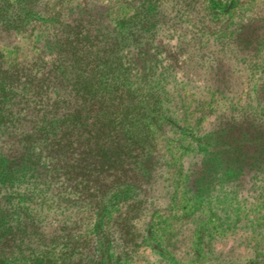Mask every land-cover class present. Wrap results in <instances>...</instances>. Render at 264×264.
Wrapping results in <instances>:
<instances>
[{
    "label": "rangeland",
    "instance_id": "374dc122",
    "mask_svg": "<svg viewBox=\"0 0 264 264\" xmlns=\"http://www.w3.org/2000/svg\"><path fill=\"white\" fill-rule=\"evenodd\" d=\"M44 2V9L65 14H75L82 3ZM88 2L105 31L125 24L123 16L134 9L130 0ZM214 2L145 3L161 14L158 35L144 46L149 73L161 74L155 97L210 146L221 135L241 137L240 122L252 133L264 129V99L257 91L264 75V0ZM246 25L252 28L244 34L260 40L256 50L240 51L233 43ZM42 28L35 22L23 31L2 30L3 59L35 55L42 44L33 39ZM176 53L181 57L172 69L166 57ZM238 66L243 71L235 74ZM226 67L231 91L213 93L209 84L216 83L206 80L213 73L221 77ZM144 123L147 162L119 169L120 185L112 183L115 171L86 190L49 175L46 181L41 175L0 182V264H264V147L249 150L239 164L226 150L205 152L169 124ZM104 194L108 203L97 214Z\"/></svg>",
    "mask_w": 264,
    "mask_h": 264
},
{
    "label": "trees",
    "instance_id": "16d2710c",
    "mask_svg": "<svg viewBox=\"0 0 264 264\" xmlns=\"http://www.w3.org/2000/svg\"><path fill=\"white\" fill-rule=\"evenodd\" d=\"M81 1L75 14H65L44 9V0H0V40L2 30L18 32L35 22L43 24L33 39L42 44L35 55L9 63L0 53L1 183L41 175L46 181L49 175L62 185L85 188L115 171L108 175L120 185L119 169L124 172L132 163L145 166L147 162L143 121L169 124L205 152L226 150L239 164H244L249 150L264 147V129L255 128L252 133L243 122L238 128L241 137L221 135L210 146L163 110L154 87L161 74L146 68L150 60L144 46L158 35L161 15L160 10L145 7L148 0H130L133 11L123 16L125 24L111 31L97 25L94 6ZM243 28L233 43L241 45L240 51L256 50L258 36L244 34L250 25ZM180 57V53L167 56L168 67H176ZM242 71L240 66L232 69L235 74ZM229 72L226 67L221 77L213 73L206 80L216 83L215 88L209 84L213 93L231 91L226 84ZM163 74L165 80L167 74ZM257 81L258 94L264 99V75ZM224 128L231 133V127ZM105 195L97 214L105 211Z\"/></svg>",
    "mask_w": 264,
    "mask_h": 264
}]
</instances>
